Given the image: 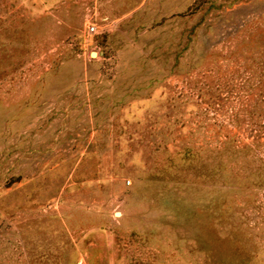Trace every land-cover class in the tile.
<instances>
[{"label":"rangeland","instance_id":"374dc122","mask_svg":"<svg viewBox=\"0 0 264 264\" xmlns=\"http://www.w3.org/2000/svg\"><path fill=\"white\" fill-rule=\"evenodd\" d=\"M0 264H264V0H0Z\"/></svg>","mask_w":264,"mask_h":264},{"label":"built area","instance_id":"2783aa9c","mask_svg":"<svg viewBox=\"0 0 264 264\" xmlns=\"http://www.w3.org/2000/svg\"><path fill=\"white\" fill-rule=\"evenodd\" d=\"M89 31H91V32H96L97 31V28H96V26L94 25V24H89Z\"/></svg>","mask_w":264,"mask_h":264},{"label":"crops","instance_id":"0c3cea01","mask_svg":"<svg viewBox=\"0 0 264 264\" xmlns=\"http://www.w3.org/2000/svg\"><path fill=\"white\" fill-rule=\"evenodd\" d=\"M112 22H114V21H112Z\"/></svg>","mask_w":264,"mask_h":264}]
</instances>
